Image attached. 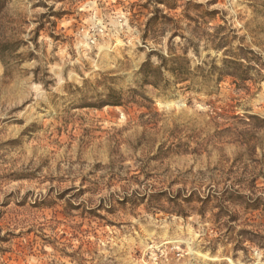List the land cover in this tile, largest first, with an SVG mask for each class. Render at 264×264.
Instances as JSON below:
<instances>
[{
    "label": "rangeland",
    "instance_id": "rangeland-1",
    "mask_svg": "<svg viewBox=\"0 0 264 264\" xmlns=\"http://www.w3.org/2000/svg\"><path fill=\"white\" fill-rule=\"evenodd\" d=\"M0 264H264V0H0Z\"/></svg>",
    "mask_w": 264,
    "mask_h": 264
},
{
    "label": "trees",
    "instance_id": "trees-1",
    "mask_svg": "<svg viewBox=\"0 0 264 264\" xmlns=\"http://www.w3.org/2000/svg\"><path fill=\"white\" fill-rule=\"evenodd\" d=\"M144 39H147V35L144 36ZM195 53L197 54L198 51L195 50ZM154 56H156L158 60L156 66L152 63V58ZM230 65L241 66L242 64L225 59L222 68H218L215 64H212L207 71L203 67L198 66L194 72L191 68L190 60L187 59V52H184L183 56H175L172 54L171 49H169V54L167 56L152 52L148 56V60L139 70V84L142 89L145 87H152L161 94L166 95L172 85L176 87L177 85L186 84L185 89H194L200 85H208V83L212 81L215 72H220V77L217 80L218 82L225 77L237 78V80H239L240 78L231 72ZM103 79L104 81L114 80L107 76ZM107 90L108 94L106 99L102 101L103 103L99 105V108L104 106L127 107L130 104H135L140 108H146L145 105H142L143 102L153 103L148 97L139 93L137 89H129L126 94L123 91L117 92L111 87H108ZM85 107H90V105ZM177 199L179 198L175 197L170 200L173 202ZM185 200L189 202L191 198H186ZM203 201L205 200H201V202Z\"/></svg>",
    "mask_w": 264,
    "mask_h": 264
}]
</instances>
